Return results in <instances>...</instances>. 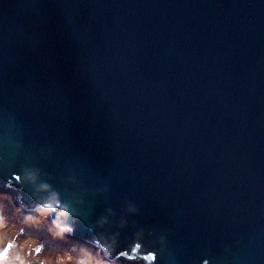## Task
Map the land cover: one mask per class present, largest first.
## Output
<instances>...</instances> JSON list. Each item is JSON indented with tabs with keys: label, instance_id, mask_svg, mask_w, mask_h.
I'll return each instance as SVG.
<instances>
[{
	"label": "water",
	"instance_id": "1",
	"mask_svg": "<svg viewBox=\"0 0 264 264\" xmlns=\"http://www.w3.org/2000/svg\"><path fill=\"white\" fill-rule=\"evenodd\" d=\"M42 184L117 264L141 229L154 264H264V0H0V192Z\"/></svg>",
	"mask_w": 264,
	"mask_h": 264
},
{
	"label": "clouds",
	"instance_id": "2",
	"mask_svg": "<svg viewBox=\"0 0 264 264\" xmlns=\"http://www.w3.org/2000/svg\"><path fill=\"white\" fill-rule=\"evenodd\" d=\"M17 178L23 179L20 176ZM28 179L30 182L35 183L37 181V175L35 173H28ZM39 190L48 192L49 195L46 198L37 200L35 208L32 209L35 215L32 213L24 214L23 222L25 224H40L50 219L48 231L55 239L59 240H64L74 234L77 220L73 216L71 206L63 203L59 193L51 190L50 185L42 184L39 186ZM5 198L10 200L6 195H0V200ZM18 211H22V209H18ZM130 211L136 214L138 209L133 206ZM0 220H2V217H0ZM106 222V220L100 221L101 225ZM124 226H127L126 220L124 221ZM22 233L23 229L10 238H0V264H32V261L35 259H39V264H117L119 258L126 256V252L118 251L121 247L120 241L117 237L113 236L109 241L99 245L98 251L95 254L85 247L79 249L73 247L69 251L57 253L53 259L39 258L38 254L44 252L43 244L39 246L31 242L28 244H20L19 237ZM147 235L143 229L135 232L131 242V249H136L141 254L146 252V261L154 264L160 251L167 247V236L164 234L159 236V248L154 243L152 248L156 250H146L144 244ZM96 243L98 244L99 242L97 241ZM30 253L32 259H29ZM203 264H210V261L205 260Z\"/></svg>",
	"mask_w": 264,
	"mask_h": 264
},
{
	"label": "rangeland",
	"instance_id": "3",
	"mask_svg": "<svg viewBox=\"0 0 264 264\" xmlns=\"http://www.w3.org/2000/svg\"><path fill=\"white\" fill-rule=\"evenodd\" d=\"M0 195H6L10 198V200L6 198L0 200V217H2V220H0V238H10L23 229V233L19 237L20 244H28L29 242L37 246L43 244L44 252L38 254L39 258L53 259L57 253L69 251L73 247L77 249L85 247L92 253H97L91 247L73 241L72 239H55L48 231L50 221L40 224H25L23 222V216L26 213L18 211L20 208L15 205L13 199L9 195L1 192ZM29 259H32L31 253L29 254ZM32 264H39V259L33 260Z\"/></svg>",
	"mask_w": 264,
	"mask_h": 264
}]
</instances>
